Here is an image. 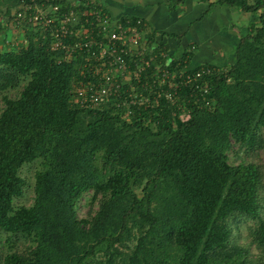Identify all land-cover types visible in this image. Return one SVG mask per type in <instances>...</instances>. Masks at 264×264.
Returning <instances> with one entry per match:
<instances>
[{
    "label": "trees",
    "instance_id": "trees-1",
    "mask_svg": "<svg viewBox=\"0 0 264 264\" xmlns=\"http://www.w3.org/2000/svg\"><path fill=\"white\" fill-rule=\"evenodd\" d=\"M170 1L172 9L186 2ZM20 3L0 0V31ZM214 4L256 15L235 61L191 68L190 49L171 54L176 76L211 72L180 87L173 101L163 95L156 106L130 105L129 117L115 102L73 101L83 58L47 49L36 26L27 44L0 50V88L28 78L0 112V233L37 239L30 253L8 251L2 264H236L228 252L215 260L229 246L235 213L258 219L255 239L264 246L259 166L228 161L233 141L251 147L264 127V0ZM37 158L45 160L34 203L14 207L27 184L20 168ZM89 191L102 196L90 220L76 212Z\"/></svg>",
    "mask_w": 264,
    "mask_h": 264
},
{
    "label": "built area",
    "instance_id": "built-area-1",
    "mask_svg": "<svg viewBox=\"0 0 264 264\" xmlns=\"http://www.w3.org/2000/svg\"><path fill=\"white\" fill-rule=\"evenodd\" d=\"M49 1L21 0L11 22L36 26L47 49L68 58H83L72 90L73 101L82 106L115 102L129 117L134 113L130 105L156 106L163 95L173 101L180 87L211 72L203 68L195 74L184 71L185 75L176 76L169 68L170 52L156 50L141 18L114 19L95 0L71 5L66 0ZM151 68L152 74H146ZM197 88L201 93L208 92L206 86Z\"/></svg>",
    "mask_w": 264,
    "mask_h": 264
},
{
    "label": "rangeland",
    "instance_id": "rangeland-1",
    "mask_svg": "<svg viewBox=\"0 0 264 264\" xmlns=\"http://www.w3.org/2000/svg\"><path fill=\"white\" fill-rule=\"evenodd\" d=\"M231 8L239 10L238 15H235L236 12L233 11L235 13L233 20L223 24L217 38L213 40L214 42L211 41V45L215 46L213 50L221 58L218 61L219 67L229 66L235 61L236 45L240 37L246 33L250 20L256 18L255 14L243 13L238 7ZM13 12L14 10H12V14ZM244 16L250 17V19L242 21ZM2 25L4 28L0 31V50L13 49L18 47L21 42L25 44L29 42L26 31L31 30L33 26H24L22 23L16 24L6 18L2 19ZM197 48L199 49V46ZM189 49L191 51L195 50L196 45H190ZM27 81L28 78H23L15 86L6 87L5 89L0 88V112L5 106L4 97H18ZM2 82H4V79H0V84ZM73 85L74 87L77 85L75 80L72 82ZM256 139L255 144L251 147L247 144L233 141L228 151V161L233 165L241 162H255L259 166L262 176V184L258 191V198L261 204L259 212L261 217L264 218V127L259 130ZM44 160V158H37L32 162L25 163L20 168L19 173L27 184L22 196L14 199V207L30 206L34 203L36 172L40 169ZM101 197L100 193L94 194L93 191L85 193L76 204L78 217L92 219L99 209ZM228 223L232 230L229 246L219 256H216L215 260H220L228 252L231 255V259H236V264H264V246L255 239L256 231L258 230V219L251 218L243 213H235L229 218ZM36 240L33 235L24 236L2 231L0 233V264H2L3 258L8 251L16 250L22 254L30 253L37 244ZM130 245L132 246L133 242Z\"/></svg>",
    "mask_w": 264,
    "mask_h": 264
},
{
    "label": "crops",
    "instance_id": "crops-1",
    "mask_svg": "<svg viewBox=\"0 0 264 264\" xmlns=\"http://www.w3.org/2000/svg\"><path fill=\"white\" fill-rule=\"evenodd\" d=\"M85 0H66L68 4ZM114 19L141 18L146 36L157 46H165L175 58L181 57L192 44L191 68L203 64L219 67L221 58L211 45L223 24L233 20L239 10L229 6L199 0H186L183 5L172 9L170 0H95ZM244 16L242 21L249 20ZM214 42V41H213ZM199 46V49L197 48ZM236 54V53H235ZM235 58V55H234ZM234 61V60H233ZM221 63V62H220Z\"/></svg>",
    "mask_w": 264,
    "mask_h": 264
}]
</instances>
